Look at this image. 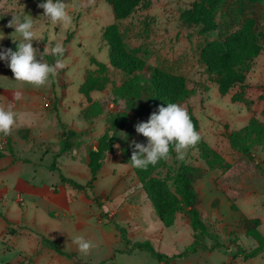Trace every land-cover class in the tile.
<instances>
[{"label": "rangeland", "instance_id": "obj_1", "mask_svg": "<svg viewBox=\"0 0 264 264\" xmlns=\"http://www.w3.org/2000/svg\"><path fill=\"white\" fill-rule=\"evenodd\" d=\"M192 1L148 0V5L115 20L108 0H63L71 23L54 25L38 7L46 0H0V35L5 37L0 40V49L16 50L13 40L19 43L21 37L7 25L13 16L23 21L26 15L33 18L36 36L42 38L34 40L33 47L44 62L48 63L47 57L57 44L65 49L58 58L64 67L40 88L15 81L7 63L0 60V107L7 110L12 103L16 114L11 134L0 133L5 156L0 157V264H15L23 255L38 264H76L46 247L42 236L60 242L64 250L75 251L88 264H264V249L249 259L235 255L236 245L249 250L256 244L246 234L245 219L256 223L264 236V148L254 147L249 158L233 149L227 139V133L240 129L251 117L264 123V0L243 4L220 0L217 25L210 31L182 24L180 12ZM248 19L262 33L261 50L252 59L244 81L221 95L199 61L200 47L236 30ZM111 23L117 24L132 56L184 76L191 93L177 104L192 111L201 139L221 158V165L209 167L193 147L183 160L177 159L176 153L170 156L168 168L160 176L181 163L203 169L194 181L197 207L225 247L211 251L199 248L170 263L159 262L138 249L125 252L129 245L121 239L117 226L125 229L131 243L149 240L157 251L169 255L193 240L206 245L212 242L193 231L184 212H177L165 226L135 172L122 161L121 146L132 141L147 145V138L135 131V125L147 122L151 113L116 131L114 150L104 157L91 188L77 190L60 181L62 174L86 184L90 177L87 153L105 130L107 111L125 109L122 100L112 102V86L120 84L124 76L109 65L108 45L102 38L104 27ZM94 60L109 66V82L102 90L92 91L88 100L79 86L86 73L96 68ZM16 91L22 93L18 101L14 100ZM93 101L99 102L103 111L85 117L84 110ZM69 129L76 133L68 134ZM64 141L68 149L55 159ZM53 161L57 165L54 170L49 167ZM77 236L95 245L88 255L78 251L73 242Z\"/></svg>", "mask_w": 264, "mask_h": 264}, {"label": "trees", "instance_id": "obj_2", "mask_svg": "<svg viewBox=\"0 0 264 264\" xmlns=\"http://www.w3.org/2000/svg\"><path fill=\"white\" fill-rule=\"evenodd\" d=\"M233 1L243 4L247 0ZM108 2L112 6L115 20H121L136 9L148 5V0H108ZM219 2L220 0H193L188 7L180 12L179 17L182 24L196 25L201 31L212 30L217 25L215 16ZM261 35L262 33L256 29L252 20L248 19L243 21L239 28L222 38L209 40L201 45L199 61L205 66L206 72L212 76L221 95H225L233 86L244 81L252 59L261 50L259 43ZM102 38L108 45L109 65L120 70L124 76L120 84L112 86V102L116 103L122 100L125 109L107 111L105 130L98 137L95 146L87 153L86 164L90 177L86 184H81L70 177L59 174L61 182L67 183L77 190L92 187V183L102 167L104 157L114 150L118 129L129 126L132 120L138 116L157 112L159 106L166 107L167 103L177 104L191 93L190 89L186 87L185 78L182 74L149 65L146 61L132 56L125 48L116 23L104 27ZM58 58L61 57L51 54L50 57H47L48 64L51 65ZM94 63L96 68L86 73L79 86V92L88 100H90L92 91L102 90L109 82V66L96 60ZM102 111L101 104L93 101L84 110V116H96ZM187 112L198 132L197 118L191 110ZM262 114L264 115V106ZM67 133L74 135L76 132L69 129ZM227 139L233 149L252 158L251 150L254 147L264 148V123L255 117H251L243 127L227 133ZM195 148L207 160L209 167L221 165V158L201 137ZM67 149L68 144L64 141L59 151L54 155L55 159ZM119 151L122 161L127 162L135 172L141 186L146 190L157 216L165 226L172 223L177 212H184L193 231L196 234L207 236L212 241L210 245H206L193 240L183 250L169 255L157 251L149 240L131 243L125 234V229L117 226L121 239L129 245L125 252L130 253L133 249H138L148 252L151 257L159 262L170 263L176 259L189 256L199 248L211 251L226 246L218 239L217 234L209 230L197 207L199 196L194 188V181L202 174L203 169L201 167L181 163L173 171L168 169L163 176H160L161 171L166 167L168 168L166 160H160L156 165H149L146 170H142L131 165L130 157L133 148L130 147V144L121 146ZM175 153L173 148L170 151V156ZM3 155V149L0 148V157ZM49 167L52 170L57 169L56 161H53ZM54 191H56L55 188ZM97 203L100 204L98 201ZM4 220L8 224L5 217ZM245 228L246 234L253 238L256 244L249 250L236 245L235 255L249 259L264 249V236L257 229L256 223L251 224L247 219H245ZM41 239L46 247L72 259L76 264H88L83 262L75 251L64 250L60 242L55 239L45 236H42ZM15 264L38 263L31 256L23 255Z\"/></svg>", "mask_w": 264, "mask_h": 264}, {"label": "clouds", "instance_id": "obj_3", "mask_svg": "<svg viewBox=\"0 0 264 264\" xmlns=\"http://www.w3.org/2000/svg\"><path fill=\"white\" fill-rule=\"evenodd\" d=\"M44 10V17L52 24H69L71 17L66 10L63 0H46L38 4ZM8 27L14 28V33L19 34L21 40L16 44V50L10 48L0 49V60L7 63L14 75V80L40 88L49 82L50 76H56L57 70L62 69V60L57 59L54 65L43 61L42 55H38V49L33 47L34 40L42 38L36 36L34 31L33 18L26 15L21 21L20 17L13 16ZM0 35V40L4 39ZM48 51L47 47L44 49ZM62 44H57L51 49V54L62 57L64 54ZM40 59H37V57ZM22 99V93L16 91L14 100ZM13 104L9 103L7 110L0 107V133L10 135L16 123ZM135 131L147 138V145L132 141L133 148L130 162L132 167L146 170L149 165H156L160 160H168L170 151L177 154V159L183 160L189 148L195 147L200 140L199 133L191 121L186 108L176 103H167V106H159L157 112H153L147 122H139L135 125ZM119 149V145H115ZM78 246V251L88 255L95 246L92 241L86 240L83 236H77L73 240Z\"/></svg>", "mask_w": 264, "mask_h": 264}, {"label": "crops", "instance_id": "obj_4", "mask_svg": "<svg viewBox=\"0 0 264 264\" xmlns=\"http://www.w3.org/2000/svg\"><path fill=\"white\" fill-rule=\"evenodd\" d=\"M4 152V151H3ZM2 157H5L4 155Z\"/></svg>", "mask_w": 264, "mask_h": 264}]
</instances>
